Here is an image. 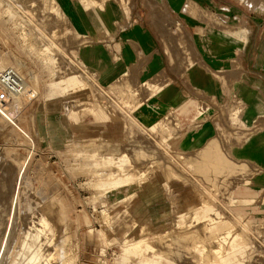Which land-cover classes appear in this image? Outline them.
I'll list each match as a JSON object with an SVG mask.
<instances>
[{"label":"crops","instance_id":"1","mask_svg":"<svg viewBox=\"0 0 264 264\" xmlns=\"http://www.w3.org/2000/svg\"><path fill=\"white\" fill-rule=\"evenodd\" d=\"M56 1L80 38L75 57L84 85L15 105L45 163L90 139L131 161L142 151L144 166L159 177L137 189L135 209L153 222L168 218L164 185L185 184L167 180L164 169L222 160L264 171V0H194V7L188 0H105L101 10ZM223 7L225 15L217 12ZM253 198L231 197L232 209L243 215V202Z\"/></svg>","mask_w":264,"mask_h":264},{"label":"rangeland","instance_id":"2","mask_svg":"<svg viewBox=\"0 0 264 264\" xmlns=\"http://www.w3.org/2000/svg\"><path fill=\"white\" fill-rule=\"evenodd\" d=\"M129 1L119 0L122 5ZM187 2L194 7V0ZM217 12L224 14V7ZM78 40L56 0H0V70L14 68L27 84L18 108L49 96L51 89L65 94L84 85L75 57ZM14 104L15 99L8 104L11 111L0 114V229L11 220L8 229L15 237L1 248L2 264L27 262L31 241L42 253L62 249L68 255L64 264H264V181L253 183L264 179V171L222 160L207 163L216 167L164 169L167 180L185 184L164 185L168 218L153 222L146 211L142 215L135 209L137 189L159 177V170L144 166L142 151H134L131 161L124 154L117 157L103 140L74 141L49 165L18 123ZM21 144L28 147L25 154ZM14 184L21 190L18 199ZM247 196L254 198L243 202V215L235 212L231 197ZM37 219L57 235L52 244L30 237Z\"/></svg>","mask_w":264,"mask_h":264},{"label":"bare ground","instance_id":"3","mask_svg":"<svg viewBox=\"0 0 264 264\" xmlns=\"http://www.w3.org/2000/svg\"><path fill=\"white\" fill-rule=\"evenodd\" d=\"M98 1H99V3H98ZM83 2H84V0H83ZM82 2V3H83ZM104 2L105 1H101V0H97V3H96V6H95V8H97V10L99 9V10H101L102 8H103V5H104ZM118 2H119V0H118ZM102 4V5H101ZM47 6V5H46ZM104 12V11H103ZM74 41V40H73ZM79 41V40H78ZM73 47V46H72ZM56 52V51H55ZM59 56V55H58ZM60 59V58H59ZM2 69H4V68H2ZM1 69V70H2ZM0 70V71H1ZM21 79H22V90L19 92V93H17L14 97H13V99L11 100V101H13L14 99H15V104H14V106L18 103L17 102V98H19V96L26 90V88H27V84H26V82L23 80V78L21 77ZM10 102V101H9ZM9 102H7V103H5V104H2V105H0V114H5L6 112H9V111H11V107H9ZM86 110V109H85ZM90 110V109H89ZM87 112H88V109H87ZM92 113V112H91ZM232 135V134H231ZM244 139V138H243ZM214 141V140H213ZM214 143V142H213ZM220 144V143H219ZM79 145V144H78ZM237 145V144H236ZM112 146V145H111ZM133 146V145H132ZM140 148V147H139ZM209 150V149H208ZM88 151V150H87ZM155 151V150H154ZM204 151H206L207 152V150H204ZM209 151H211V150H209ZM90 152V151H89ZM125 152V151H124ZM159 154V153H158ZM204 154V153H203ZM205 155V154H204ZM1 156V155H0ZM125 156V155H124ZM164 156V155H163ZM209 156H211V155H209ZM200 157V156H199ZM205 157V156H204ZM204 157H200V158H204ZM231 157V156H230ZM3 159V158H2ZM113 159V158H112ZM208 162V161H207ZM214 162V161H213ZM237 162H239V161H237ZM203 163V162H202ZM113 164V163H112ZM201 164V163H200ZM210 165V164H209ZM5 166H7V165H5ZM248 167V166H247ZM22 168V176H23V173H24V166L23 167H21ZM198 168V167H197ZM251 168V167H250ZM7 169V168H6ZM200 169H201V167H200ZM9 171V170H8ZM7 171V173H9ZM114 171V170H113ZM113 171H112V173H113ZM3 172V171H2ZM110 172V171H109ZM174 173V172H173ZM24 175H25V173H24ZM112 176V175H111ZM1 177V176H0ZM6 177V176H5ZM7 177H8V174H7ZM10 178V177H9ZM5 179V178H4ZM229 180V179H228ZM3 181H5V180H3ZM12 181H13V179L11 180L10 179V181H9V185L12 183ZM3 185V184H2ZM9 185H8V187H9ZM11 186V185H10ZM15 186V187H14ZM14 191H13V194L16 196V198L18 199L19 198V194H21V190L19 189H17V187H16V185L14 184ZM19 186V185H18ZM219 186V185H218ZM2 188V187H1ZM8 189V188H7ZM12 189V188H11ZM6 190V189H5ZM12 191V190H11ZM5 192V191H4ZM15 192V193H14ZM215 192V191H214ZM12 194V193H11ZM3 195V194H2ZM1 196V195H0ZM11 196V195H10ZM37 197V196H36ZM15 198V197H14ZM9 199V198H8ZM50 199V198H49ZM215 199V198H214ZM200 200V199H199ZM49 204V203H48ZM41 208V207H40ZM217 209V208H216ZM41 211V210H40ZM6 212H8V211H6ZM201 212V211H200ZM221 212V211H220ZM47 213H48V211H47ZM41 214H43V215H45L44 213H41ZM196 214V213H195ZM198 214V213H197ZM203 214V213H202ZM4 215V214H3ZM42 215V216H43ZM49 215V214H48ZM57 215V214H56ZM199 215V214H198ZM40 216V215H39ZM213 216V215H212ZM45 217L47 218V220L49 221V222H51L50 220H52V219H48V216H46L45 215ZM57 218H58V216H57ZM62 218V217H61ZM64 218V217H63ZM60 219V218H59ZM64 220V219H63ZM201 220V219H200ZM3 221V220H2ZM1 221V222H2ZM30 221H33V220H30ZM54 221H56V219L54 220ZM65 221V220H64ZM205 221V220H204ZM243 221H245V220H243ZM53 222V221H52ZM62 222V221H61ZM179 222V221H178ZM30 223V222H29ZM65 223V222H64ZM235 223V222H234ZM233 223V224H234ZM8 224H11V220H8V219H6V221L4 220V223L2 224L3 225V229L1 228L0 229V264H2V263H4V261L3 260H5L4 259V254H3V251L1 250V248H4V245L6 244V242H7V240H13V238H15V237H13L14 236V234H13V232H12V230L11 229H8ZM31 224H33L34 225V221H33V223H31ZM30 224V225H31ZM66 224V223H65ZM200 224V223H199ZM203 226L205 225L204 224V222L203 223H201ZM200 224V225H201ZM224 224V223H223ZM29 225V224H28ZM62 225V224H61ZM221 225V224H220ZM226 226H227V224H225ZM242 225V224H241ZM217 226H219V224L217 225ZM222 226H224V225H222ZM29 227H31V226H29ZM33 227V226H32ZM54 227H55V224H54ZM57 227V226H56ZM63 227V226H62ZM198 227H201V226H198ZM230 226H228V228H229ZM32 229V231H33V233L30 235V231H29V233L27 234L28 236L30 235V237L32 236V239L34 240H38L39 238L41 239V238H44L43 240H46L47 242H51L50 244H52L57 238V235L56 234H53V233H50L49 232V229L46 227V224H45V222L42 220V219H37V223H36V225H35V228L33 229V228H31ZM204 229H206V228H204ZM219 229H220V227H219ZM227 229V228H226ZM225 229V230H226ZM233 229V228H232ZM57 230V229H56ZM59 230V229H58ZM198 230V229H197ZM200 230V229H199ZM210 230V229H209ZM217 230H218V228H217ZM222 230H223V227H222ZM28 231V230H27ZM26 231V232H27ZM214 231V230H213ZM237 231H239V230H237ZM242 231V230H241ZM240 231V232H241ZM219 232H220V230H219ZM223 232V231H222ZM239 232V233H240ZM238 233V232H237ZM60 234V233H59ZM235 234V233H234ZM233 235V234H232ZM241 235V234H240ZM239 234H238V236H240ZM59 237V236H58ZM232 237V236H231ZM240 238H241V236H240ZM244 238V237H243ZM242 238V239H243ZM15 240V239H14ZM177 240V239H176ZM181 240V239H180ZM199 240V239H198ZM230 240V239H229ZM245 239H243V241H244ZM25 241V240H24ZM45 241V242H46ZM178 241V240H177ZM238 241V240H237ZM241 241V240H240ZM242 241V242H243ZM246 241V240H245ZM26 242H28V241H26ZM179 242V241H178ZM201 242V241H200ZM29 244H27L26 245V249H28V251H29V249H30V254H29V256H28V258H27V262H25L26 264H64L65 262H67L68 261V255H66L65 254V252L63 253V251H62V249H60V251L58 252H49V253H47L48 252V250H50V249H48V250H46L47 252H44V253H42V251H40V246L38 245V246H34V245H32V241H31V244H30V242H28ZM41 244V243H40ZM57 244V243H56ZM59 244V243H58ZM57 244V245H58ZM22 245H24V244H22ZM44 245V244H43ZM42 245V246H43ZM45 245H47V244H45ZM55 244H53V246H54ZM57 245H55V246H57ZM41 246V247H42ZM201 246V245H200ZM23 246H21V248H22ZM195 247V246H194ZM210 247H211V245H210ZM52 248H54V247H52ZM57 248V247H56ZM58 249H59V246H58ZM43 250V249H42ZM52 259H55V261L53 260L52 261ZM60 263H59V262ZM24 263V264H25Z\"/></svg>","mask_w":264,"mask_h":264},{"label":"built area","instance_id":"4","mask_svg":"<svg viewBox=\"0 0 264 264\" xmlns=\"http://www.w3.org/2000/svg\"><path fill=\"white\" fill-rule=\"evenodd\" d=\"M22 90V79L12 67L0 71V105L5 104Z\"/></svg>","mask_w":264,"mask_h":264}]
</instances>
